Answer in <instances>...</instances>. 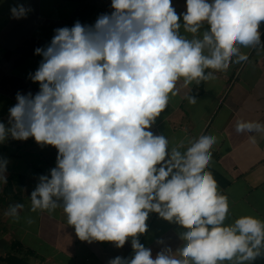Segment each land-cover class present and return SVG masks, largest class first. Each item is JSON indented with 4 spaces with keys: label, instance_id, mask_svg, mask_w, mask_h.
I'll return each instance as SVG.
<instances>
[{
    "label": "clouds",
    "instance_id": "obj_1",
    "mask_svg": "<svg viewBox=\"0 0 264 264\" xmlns=\"http://www.w3.org/2000/svg\"><path fill=\"white\" fill-rule=\"evenodd\" d=\"M111 9L94 25L55 29L50 44L35 49L43 59L30 79L39 91L17 93L7 125L0 122V143L34 138L57 149L50 177L39 176L31 192V210L62 206L81 241L122 248L131 237L134 256L109 264H251L264 254V222L245 216L225 224L227 197L205 171L217 137L201 135L181 152L183 144L169 149L151 128L181 78L185 87L214 79L206 69L248 59L240 46H264V0H186L180 14L172 0H111ZM29 11L11 8L15 19ZM235 130L264 132V124L238 120ZM7 163L0 158L3 182ZM22 208L5 214L18 218ZM152 212L186 229L179 258L170 248L153 257L140 243Z\"/></svg>",
    "mask_w": 264,
    "mask_h": 264
},
{
    "label": "crops",
    "instance_id": "obj_2",
    "mask_svg": "<svg viewBox=\"0 0 264 264\" xmlns=\"http://www.w3.org/2000/svg\"><path fill=\"white\" fill-rule=\"evenodd\" d=\"M19 4L31 9L26 18L12 17L11 8ZM172 4L178 14L186 11V0H172ZM111 11V0H0V122L7 125L9 109L17 103V93L35 95L39 91V84L30 79L43 59L35 54V49L50 44L55 29L70 28L76 21L94 25L98 16ZM207 29L205 23L201 34ZM259 30L264 43V22ZM180 31L186 38H192L193 34L183 28ZM240 48L248 59L237 63L234 57L223 71L206 69V74L212 72L214 79L193 81L185 87L181 78L177 94H170L167 108L151 128L154 134L168 139L169 149L183 144L181 152L201 135L217 137L205 171L212 173L218 191L227 197L226 225L245 216L264 222V132L235 130L238 120L264 124V46ZM191 95L196 98L194 104L189 103ZM250 136H255V143ZM56 156V148L41 147L34 138L23 141L9 138L0 143V158L8 161L7 178L19 174L25 179L20 198L4 195L6 182L0 181V223L5 227L0 231V254L12 251V241L19 240L32 250L31 264H109L117 256L131 259L134 256L131 237L122 248L106 241H81L68 225L62 206L51 212L31 210V192L39 176L50 177V170L56 167ZM16 204L23 205L18 218L6 215L9 206ZM146 223L147 231L138 239L151 249L153 257L170 248L171 254L179 258L177 250L183 247L181 234L186 229L154 212ZM251 264H264V254Z\"/></svg>",
    "mask_w": 264,
    "mask_h": 264
},
{
    "label": "trees",
    "instance_id": "obj_3",
    "mask_svg": "<svg viewBox=\"0 0 264 264\" xmlns=\"http://www.w3.org/2000/svg\"><path fill=\"white\" fill-rule=\"evenodd\" d=\"M24 182L25 179L22 175L11 174L4 184V195L20 198L24 188ZM11 249L12 251L0 254V264H31L29 256L32 250L26 248L21 241H12Z\"/></svg>",
    "mask_w": 264,
    "mask_h": 264
},
{
    "label": "rangeland",
    "instance_id": "obj_4",
    "mask_svg": "<svg viewBox=\"0 0 264 264\" xmlns=\"http://www.w3.org/2000/svg\"><path fill=\"white\" fill-rule=\"evenodd\" d=\"M3 228H5L4 225L2 223H0V231H4Z\"/></svg>",
    "mask_w": 264,
    "mask_h": 264
}]
</instances>
